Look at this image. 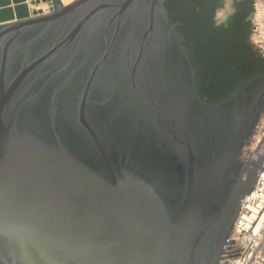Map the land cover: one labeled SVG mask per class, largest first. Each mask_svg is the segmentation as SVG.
<instances>
[{"label": "water", "instance_id": "water-1", "mask_svg": "<svg viewBox=\"0 0 264 264\" xmlns=\"http://www.w3.org/2000/svg\"><path fill=\"white\" fill-rule=\"evenodd\" d=\"M92 1L0 0V264H218L264 180V73L208 103L176 25L94 46Z\"/></svg>", "mask_w": 264, "mask_h": 264}, {"label": "trees", "instance_id": "trees-1", "mask_svg": "<svg viewBox=\"0 0 264 264\" xmlns=\"http://www.w3.org/2000/svg\"><path fill=\"white\" fill-rule=\"evenodd\" d=\"M234 11L215 20L224 0H163L170 22L186 47L199 97L217 103L228 97L238 81L264 73V60L248 42L251 0H232Z\"/></svg>", "mask_w": 264, "mask_h": 264}, {"label": "built area", "instance_id": "built-area-1", "mask_svg": "<svg viewBox=\"0 0 264 264\" xmlns=\"http://www.w3.org/2000/svg\"><path fill=\"white\" fill-rule=\"evenodd\" d=\"M50 1V8L53 6ZM253 10L248 15L249 37L253 46L262 47L264 54V0H251ZM32 9V8H31ZM48 9V10H49ZM48 12V11H47ZM44 13V12H40ZM264 170V161L262 163ZM247 220L248 227L234 231L240 221ZM228 244L218 264H264V180L260 179L254 192L248 193L237 219L231 229Z\"/></svg>", "mask_w": 264, "mask_h": 264}, {"label": "flooded vegetation", "instance_id": "flooded-vegetation-1", "mask_svg": "<svg viewBox=\"0 0 264 264\" xmlns=\"http://www.w3.org/2000/svg\"><path fill=\"white\" fill-rule=\"evenodd\" d=\"M106 0H93L91 4H95L98 2H103ZM113 2V9H108L103 17L101 23H99L95 29L97 30L93 37L91 43L96 46V43H100L102 40L104 33L112 30L116 23H118V37H117V46H123V44L127 47V44L131 41L132 35L134 33H138L142 31L145 27L150 26L161 32L163 28V17L168 20V22L175 26V31L177 32V27L179 24L172 23L169 21L165 9L163 8L162 2L163 0H108ZM53 6L48 12L41 13L40 15L52 14L56 11L55 0L53 1ZM125 4V9L121 12L120 18H115L110 21V17H112L115 13V9L117 6ZM228 8V9H227ZM223 10V16L218 17L217 12ZM226 10V11H225ZM234 11L233 1L232 0H224L223 6L219 8L215 13V20L217 23L223 22L229 17ZM77 15L76 13H74ZM77 16H74L69 19H63L60 23L62 26L60 29L64 30L66 26H68L70 21H75ZM118 19V20H117ZM136 35V34H135ZM134 35V36H135ZM133 36V38H134ZM179 37V35H178ZM180 38V37H179ZM129 40V41H128ZM181 40V38H180ZM182 41V40H181ZM132 42V41H131ZM134 43V42H132ZM130 44V43H129ZM128 44V45H129ZM198 94V93H197Z\"/></svg>", "mask_w": 264, "mask_h": 264}, {"label": "bare ground", "instance_id": "bare-ground-1", "mask_svg": "<svg viewBox=\"0 0 264 264\" xmlns=\"http://www.w3.org/2000/svg\"><path fill=\"white\" fill-rule=\"evenodd\" d=\"M71 1L72 0H62V4L66 5V4L70 3ZM32 3H33V5L31 4L32 9H35L37 11H42L44 13L47 12L49 7H50L48 0H32ZM247 227H248V221L247 220L240 221L239 225H237L235 228L233 236H237L240 229H246ZM236 264H244V261H242L240 263H236Z\"/></svg>", "mask_w": 264, "mask_h": 264}, {"label": "rangeland", "instance_id": "rangeland-1", "mask_svg": "<svg viewBox=\"0 0 264 264\" xmlns=\"http://www.w3.org/2000/svg\"><path fill=\"white\" fill-rule=\"evenodd\" d=\"M54 1V0H53ZM57 1H59L61 4H62V0H57ZM73 1V0H72ZM71 1V2H72ZM31 4L33 5V3L31 2V3H29V8H31ZM63 5V4H62ZM50 8V7H49Z\"/></svg>", "mask_w": 264, "mask_h": 264}]
</instances>
